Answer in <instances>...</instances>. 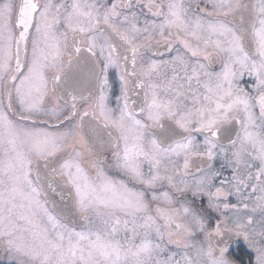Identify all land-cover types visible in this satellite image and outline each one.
<instances>
[{"label":"snow or ice","instance_id":"6c2138e0","mask_svg":"<svg viewBox=\"0 0 264 264\" xmlns=\"http://www.w3.org/2000/svg\"><path fill=\"white\" fill-rule=\"evenodd\" d=\"M0 264H264V0H0Z\"/></svg>","mask_w":264,"mask_h":264}]
</instances>
